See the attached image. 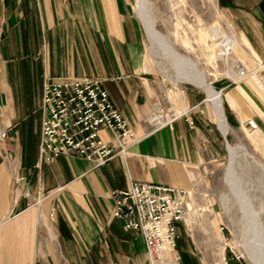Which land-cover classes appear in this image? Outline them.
<instances>
[{"label": "crops", "instance_id": "crops-1", "mask_svg": "<svg viewBox=\"0 0 264 264\" xmlns=\"http://www.w3.org/2000/svg\"><path fill=\"white\" fill-rule=\"evenodd\" d=\"M217 1L236 33L228 47L264 62V0ZM145 35L134 0H0V264H151L142 234L113 215V191L140 180L191 195L218 160L211 102L154 71ZM46 76L99 77L139 137L128 154L97 166L61 154L36 166ZM218 86L228 123L253 118L264 132V86L252 77ZM155 103L178 116L158 124ZM179 234L176 264H202L192 236Z\"/></svg>", "mask_w": 264, "mask_h": 264}, {"label": "rangeland", "instance_id": "rangeland-1", "mask_svg": "<svg viewBox=\"0 0 264 264\" xmlns=\"http://www.w3.org/2000/svg\"><path fill=\"white\" fill-rule=\"evenodd\" d=\"M151 2L158 20L157 29L170 35L178 51L198 61L207 80L218 91L222 81L237 82L244 78L232 76L230 67L238 70L242 65L248 69L253 66L249 64L248 52L236 42L234 51L228 47L230 39L235 40L236 33L217 0ZM135 11L138 15L136 6ZM145 34L147 59L154 71L171 86L195 87L207 98L202 88L189 81L175 83L174 64L160 48L152 47L146 31ZM219 93L222 99L223 95ZM212 117L213 125L221 133L220 156L208 168L202 184L192 191L184 221L178 224L179 231L183 236H192L202 264H225L224 256L229 260L228 264H254L252 257L264 261L261 259L264 258V174L261 172L264 170V132L248 125H230L225 135ZM227 141L244 148L236 153L230 183L225 180L230 161Z\"/></svg>", "mask_w": 264, "mask_h": 264}, {"label": "built area", "instance_id": "built-area-1", "mask_svg": "<svg viewBox=\"0 0 264 264\" xmlns=\"http://www.w3.org/2000/svg\"><path fill=\"white\" fill-rule=\"evenodd\" d=\"M238 70L244 72L241 77H252L264 86V62H256L250 69L242 65ZM42 88L44 117L36 166L61 154L81 156L95 166L101 165L115 155L125 157L139 140L99 77L46 76ZM153 109L158 124L178 116L173 111L167 116L168 110L158 103ZM187 120L194 126L192 118ZM245 123L252 129L259 126L253 118H247ZM103 128L114 133L116 143L100 135ZM5 134L2 131L0 136ZM24 178L18 175L15 181ZM113 196V215L123 220L126 230L142 234L151 264H176L180 260L178 224L188 211L190 190L156 181L130 180L126 188L113 191ZM223 258L228 264L229 260Z\"/></svg>", "mask_w": 264, "mask_h": 264}, {"label": "bare ground", "instance_id": "bare-ground-1", "mask_svg": "<svg viewBox=\"0 0 264 264\" xmlns=\"http://www.w3.org/2000/svg\"><path fill=\"white\" fill-rule=\"evenodd\" d=\"M152 5L153 4L151 0H136V5H135L138 15L142 20L143 26L145 28V31L147 33V36L150 40L152 47L160 48L162 52L166 55L167 59L172 61L171 64H174V70L176 75V79H174L175 82H178L179 80L189 81L190 83L202 88L205 91L207 98L209 99V101L213 105V108L215 109V116L218 127L226 135L230 129V124L226 119L222 99L221 96H219L220 95L219 91L209 82V80H207V76L201 69L200 67L201 65H199L198 61L190 57V55L183 54L180 51H178L177 47H175L173 41L169 37L170 35L164 34L157 29L158 20L156 19V16L153 13ZM169 5L171 6L170 3ZM229 72L234 77L237 76L241 77L244 74V72H242L241 70L240 71L234 70L233 66L230 67ZM227 147L230 153V161L228 164L229 168H227L226 170L225 180L228 183H230L231 182L230 176L234 173V161H236L235 159L236 153L238 152V149L241 148L244 149V148L242 146L235 147L232 144H230V142L228 141H227ZM261 172L262 174H264V170L261 169ZM247 249L248 252L252 254L251 250L249 248ZM222 252H223V247L221 248V253ZM245 254L247 255L246 252ZM249 257L252 256L249 255ZM252 259L254 264H264V261L262 260L260 261L255 257H252Z\"/></svg>", "mask_w": 264, "mask_h": 264}]
</instances>
